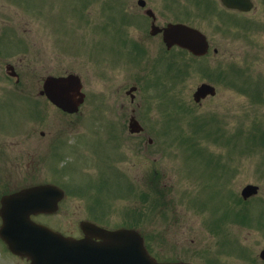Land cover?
<instances>
[{"label":"rangeland","instance_id":"374dc122","mask_svg":"<svg viewBox=\"0 0 264 264\" xmlns=\"http://www.w3.org/2000/svg\"><path fill=\"white\" fill-rule=\"evenodd\" d=\"M125 1L129 6L136 3V0H122V4L119 0H0V27L5 25L13 38L10 41L13 48L7 52L9 59L19 58L22 48L16 45L23 41L31 45L28 51L31 61L25 71L30 85L35 87L39 78L48 74L82 70L85 90L90 96L86 105L89 110L83 108L77 115L64 114V117L58 108L44 103L29 125L39 137L41 130L47 133L46 145L40 147L46 153L52 143L48 139L54 138V134L60 136L56 144L58 153L38 167L34 161L37 157L30 154L28 160L20 158L17 146L11 142V160H0V173L3 166L12 170L11 182L16 187L44 181L64 185L69 176L68 182L74 188L67 193L59 211L36 217L66 233L79 234L80 221L92 218L106 221L110 228L122 222L149 240L166 238L170 228L178 223L192 221L195 226L191 228L195 229L200 219L228 216V201L253 208L254 217L246 213L249 219L263 218L264 90L261 89L260 99H256L259 96L254 95V88L260 86L246 85L251 79L244 75L252 76L254 81L264 77V0H256L255 9L249 13L230 10L241 19L236 25L232 22L233 13L230 17L228 10L224 11L221 0H212L215 5L210 9L199 4L200 0H149L161 19L165 13L176 18L183 3L197 11L190 13V21L201 27L219 49L214 56L192 59L180 50L166 52L162 42L150 38L141 66L122 58V66L108 67V73L113 75L108 90L128 80L140 84L136 102L141 106L136 115L154 139L152 144L147 137L129 135L131 110H116L120 100L103 91L102 67L115 55L113 35L117 34ZM176 2L173 8L168 7ZM39 4L43 5L42 15L37 10ZM130 23L129 17L122 16L119 27L131 37L135 27ZM141 34H146V28L141 29ZM88 53L90 61L85 59ZM208 65L215 68L211 70L214 77L202 70ZM236 69L237 75L238 71L243 73V79H235ZM206 77L216 83L218 94L200 104L195 102L192 90ZM152 78H158L155 88L148 86ZM102 91L104 97L96 99ZM124 102L127 103L122 98ZM20 111L0 110L1 117L19 115ZM88 121L95 126L81 125ZM79 128L82 130L79 134L70 135ZM123 129L127 130V136ZM34 146L30 145V150ZM155 168L159 171L156 184L167 194L162 204L158 202V193H149L152 189H138L141 183L152 187ZM248 183L259 184L260 193L255 200L244 201L241 190ZM248 228L251 229H241V233ZM152 244L156 250L161 247L157 241ZM0 264L29 263L13 256L0 242Z\"/></svg>","mask_w":264,"mask_h":264},{"label":"flooded vegetation","instance_id":"af4514ba","mask_svg":"<svg viewBox=\"0 0 264 264\" xmlns=\"http://www.w3.org/2000/svg\"><path fill=\"white\" fill-rule=\"evenodd\" d=\"M252 7L248 11H244L237 6H233V8H228L224 5L223 0H221L224 11H227L231 14L228 15L231 17L233 12L237 13H249L253 11L256 7V0H251ZM205 5V8L210 9L215 5L212 0H200L199 4ZM178 2L170 4L168 7L173 8L177 5ZM130 8V9H129ZM39 9V14L42 15L43 5L39 4L37 6V10ZM227 9V10H226ZM232 10L233 12H231ZM219 11V9H218ZM123 12L119 17V24L122 21V16H126L130 18V25H134L135 32L130 37V34L125 31H122V26L117 27V34L113 35V43L112 47L115 50V55L110 59L109 64L104 63L102 67L104 70V87L108 96H116V99H119V106L116 107V110H131L129 112L130 118L137 117L136 110H138L141 106V103H137V93L140 92L141 86L137 81L128 80L126 83L119 84L116 88L108 90L110 82L113 78V75L108 73V67H119L122 66V58L124 61H131V63L139 64L141 66L142 59L145 58L148 40L150 38H155L162 42L163 47L167 50L166 52H171L173 50H180L184 52L187 56L192 59H203L207 57H211L212 55H216L219 52L218 47L214 46L209 39L210 47L206 54L204 55H196L187 48H182L179 44H174L171 47H167L165 42V29L171 25L176 23H184L189 26L195 27L204 31L199 27L195 22L190 21V13H195L197 11H192L190 8L183 3L180 7V14L177 15L176 18H169L165 16L161 19V15L155 10V6L150 4L149 0H136L134 5H130L127 1L123 4ZM124 14V15H123ZM232 22L235 25L241 21L240 18L233 13ZM235 20V21H233ZM5 25L0 27V110H20L19 115L12 114L5 115L1 117L2 113L0 112V160L9 162L11 160V149L10 143H14L17 146V151L20 154V158L23 156L28 160L29 156L33 158L37 157L34 161L37 162L38 167L40 164L44 163L47 160H51L54 155L58 152L56 148L58 147L56 144L59 140L54 134V138L48 141H52L48 147V153L43 148L45 137L47 133L44 130L40 131L41 137L36 135L37 130L32 128L29 125V122L33 120L32 117H36V111L42 110L44 105V99L48 100V98L42 93V80H38V85L33 87L30 85L29 76L25 73L29 63L31 61L29 50H31V45L26 41L21 42L19 45L21 46V54L18 59L12 61L10 60V56L7 53L12 46L10 41L13 40L11 38V33L8 32V28H4ZM146 28V34L143 36L141 34V29ZM264 30V24H263ZM103 33L106 31L102 30ZM107 34V33H106ZM122 50L125 51V55L122 56ZM86 60L90 61V54L86 55ZM101 68V69H102ZM89 70V69H87ZM202 70L214 77V74H211V70H215L214 67L208 65L207 67H203ZM238 69H236L237 71ZM68 73H77L81 76L84 73L82 70H71L65 71L62 73H54L55 75H65ZM221 73V72H220ZM43 77V76H42ZM41 77V78H42ZM252 81L253 77L251 76ZM264 77L261 79L255 80L254 82H247L248 85L252 83H257L259 86H262L264 90ZM238 79V76L235 78ZM83 80V78H82ZM158 78L152 80H148L149 87L155 88L157 85ZM210 83V84H209ZM202 85L210 86L211 90H214V93L207 94L200 104L207 100L212 99L218 94V86L213 81V79L206 77L199 84L193 86V97L199 87ZM38 89V90H37ZM83 90L85 91V101L80 105L77 114L80 113V110H89L86 108L87 99L90 101V96L88 92L85 90V83H83ZM211 90L209 92H211ZM100 93L101 97H96V99L103 98L104 92ZM98 96V95H97ZM122 98H124L126 102L122 103ZM13 99V101H11ZM108 99V97L106 98ZM118 100V101H119ZM108 103H110L108 101ZM11 104V105H9ZM85 105V106H84ZM130 106H132L130 108ZM91 109V107H90ZM101 110H104L103 108ZM29 112V113H28ZM66 114V112H63ZM129 118V120H130ZM60 119H58L59 121ZM71 123H68V125ZM86 126H95V124H81ZM120 129H122V124L118 125ZM81 129L78 131L71 133L70 135H76ZM125 130V135L127 136V130L129 135H135L137 137H147L148 143L152 144L154 139L149 136L148 130L143 126V129L138 132H132L129 129ZM51 132L48 134L50 136ZM79 134V133H78ZM121 136V135H120ZM16 138V140H14ZM58 139V140H57ZM122 140V139H121ZM34 149L30 150V145H33ZM34 151V152H33ZM51 154V155H50ZM32 162V160H31ZM43 166L40 169L43 171ZM3 173H0V189L4 194L13 193L18 191L24 187L38 184L40 182L32 183V184H22L20 186H13L11 179L13 178L12 170L7 169L6 166H3ZM158 170L155 168V171L151 177V183L155 184L154 179L158 176ZM259 192L256 195L251 196L247 200H255L258 198ZM246 200V201H247ZM234 201V200H233ZM229 208L228 216H221L220 219H200L197 224L198 228L192 229L191 226H195V224H191L192 221H185L184 224L178 223V226H183V229L178 226H173L170 228V234L165 238L159 236L158 238H153L150 240L147 236H145L146 246L149 249L150 253L153 257L157 259L158 264H264V211L262 212L263 218H248L247 214H250L252 217L254 209L240 207V205L236 202L228 203ZM173 211V209H171ZM256 212V211H255ZM170 221V222H169ZM167 222L172 223L171 219L167 220ZM194 222V221H193ZM204 222V223H203ZM101 223V222H100ZM245 227H250L251 229H247L245 233H241V229ZM152 241H157L161 247L157 250L154 248Z\"/></svg>","mask_w":264,"mask_h":264},{"label":"water","instance_id":"95a60500","mask_svg":"<svg viewBox=\"0 0 264 264\" xmlns=\"http://www.w3.org/2000/svg\"><path fill=\"white\" fill-rule=\"evenodd\" d=\"M229 6L248 9L249 0H224ZM165 40L170 47L174 43L188 47L195 53L203 54L208 50V40L201 31L184 24H171L165 29ZM45 92L64 109L75 111L82 101L84 94L80 93L81 83L77 76L67 77L50 76L46 79ZM210 86L202 85L196 91L197 100L210 91ZM74 93L81 94V100L72 99ZM214 93V90H211ZM138 123L131 122V130L139 128ZM259 186L248 184L243 188L245 198L258 192ZM63 197L62 191L54 186L44 185L25 189L19 193L5 196L1 213L5 226L1 229L2 235L10 248L21 255L32 259V264H104L105 250L97 251L88 245V239L81 241L65 237L47 226L36 223L31 219L32 213L40 211L53 212L58 208V201ZM85 230L96 229L105 240L106 249L122 244L119 252L122 259L140 253L148 256L141 235L132 229H120L113 232L102 230L95 225L84 222ZM131 245V246H128ZM136 247V248H135ZM137 249V250H136ZM125 264V263H122Z\"/></svg>","mask_w":264,"mask_h":264}]
</instances>
